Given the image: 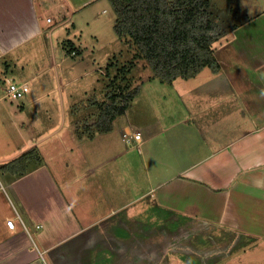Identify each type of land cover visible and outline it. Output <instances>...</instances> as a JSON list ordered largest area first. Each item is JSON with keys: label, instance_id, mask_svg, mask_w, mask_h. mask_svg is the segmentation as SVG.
<instances>
[{"label": "crops", "instance_id": "0c3cea01", "mask_svg": "<svg viewBox=\"0 0 264 264\" xmlns=\"http://www.w3.org/2000/svg\"><path fill=\"white\" fill-rule=\"evenodd\" d=\"M73 1L0 0V264H264V13L217 46L218 73L197 74L218 86L193 89V126L176 121L175 104L174 122L153 123L149 105L139 126L117 116L110 131L79 137L64 89L88 60L86 39L96 45L83 29L98 18H74L96 0ZM50 6L59 19L47 30ZM54 68L59 95H36ZM8 79L30 92L7 95ZM32 148L42 162L3 170Z\"/></svg>", "mask_w": 264, "mask_h": 264}, {"label": "rangeland", "instance_id": "374dc122", "mask_svg": "<svg viewBox=\"0 0 264 264\" xmlns=\"http://www.w3.org/2000/svg\"><path fill=\"white\" fill-rule=\"evenodd\" d=\"M79 1L80 0H74L73 3L79 4ZM49 11L51 12H47L43 17L44 23H46L44 28H47V30L58 25L56 20L59 19L58 16L52 14L54 12L51 6L49 7ZM257 13H264V0H212V5L209 8V19L213 21L218 29L217 32H219L218 39L215 42V49L218 45L230 39L239 25H242L248 18L255 16ZM80 17L98 18L95 23L85 26L83 29L85 36L90 33H95L98 36V40L95 41L96 45L94 44L96 49H93L95 46L92 45L91 40L86 39L89 46V48H85L89 56L87 58L88 60L84 62L85 66L78 68L79 71L76 75H71L73 77L80 75L75 78L77 82H74V84L70 85L67 89H64L65 96H71L73 98L72 104L69 102L65 104L70 112V118L68 120L74 121L72 116H75L77 121H81L80 125L85 128L87 123L84 122V119L87 118L85 119L86 121H93L96 118V111L99 109V104L102 102V105L105 106V102H110L112 97L111 94L115 96L119 95L121 98L125 93L141 85L140 94L134 98L135 100L128 108V112L118 117L117 122L119 126L122 127L125 123L139 126L143 121L146 122V120H144V109L149 105L152 106L151 111H149V118L153 123H156L157 120L165 122L166 124L174 122L175 118L170 114L172 111H170V109L173 104L179 106L175 111V113H177L176 121L179 122L180 120H184L188 126H193L195 122H197L198 117H194V113L189 116L191 109H188L189 105L187 103L193 99L192 96H194L195 91H199H193L194 88L206 87L203 83L213 79L207 75L204 77L202 74L203 72L205 74L207 71H212L210 67H205L201 70L203 72L191 79L179 77L173 87L170 83L154 76L153 69L148 60L137 52L135 45H130L117 36L114 29L117 16L110 0H96L94 3L80 8L74 18ZM47 18H50L52 22H49ZM263 20L264 19H261L260 22ZM112 38V41H106ZM250 43L249 41L246 42L244 46L246 50ZM92 50H94V54H92L91 57L90 54ZM113 56H115L119 62L114 59L112 60L111 58ZM43 57L45 58V55H43ZM109 57H111L110 64ZM90 60L95 62V64L90 62ZM94 67H98V71L92 70ZM122 67L123 69L125 68L123 71ZM56 71V68L48 70V72L42 73L37 79L36 82H44L48 85L47 87L43 85L45 87L43 89H37L36 95H59V91L56 89L58 84V81L55 79ZM123 72H126L127 75H124ZM151 76H153L154 79H152ZM202 78L204 81L201 82ZM206 83H210L209 86L211 87L218 86L215 80ZM201 84L203 85L198 86ZM173 89H177L180 95H177ZM18 99H20L19 101L22 100L21 98ZM193 101L196 103L197 99ZM75 104L79 107L78 111H73L72 105L74 106ZM92 104H95V106ZM55 107H58V105ZM189 117L191 118L188 122ZM159 124L160 123H158V125ZM120 128L119 130L116 129V133H112V136L114 139L120 140L121 142L122 131ZM77 129L76 127V133ZM37 161L38 160L35 159L32 162L33 164H31L35 166L38 163ZM0 174H2L1 171Z\"/></svg>", "mask_w": 264, "mask_h": 264}, {"label": "trees", "instance_id": "16d2710c", "mask_svg": "<svg viewBox=\"0 0 264 264\" xmlns=\"http://www.w3.org/2000/svg\"><path fill=\"white\" fill-rule=\"evenodd\" d=\"M110 2L116 11L114 29L117 36L136 46L137 52L148 60L157 78L172 84L179 77H195L205 67H210L215 73L222 69L215 55L219 32L209 19L212 0ZM113 59L119 62L116 57ZM124 69L122 67V71ZM139 92L138 87L121 98L111 94L110 102H105V106L102 102L99 104L93 121L84 120L87 123L85 128L79 124L78 136L82 137L85 133L93 136L110 131L115 118L126 112ZM33 159L39 163L43 161L37 148L24 151L19 157L7 161L2 168L11 173L24 174Z\"/></svg>", "mask_w": 264, "mask_h": 264}, {"label": "built area", "instance_id": "2783aa9c", "mask_svg": "<svg viewBox=\"0 0 264 264\" xmlns=\"http://www.w3.org/2000/svg\"><path fill=\"white\" fill-rule=\"evenodd\" d=\"M50 20V18L48 19ZM8 90L7 95L13 97V98H22L28 91H29V85L25 82L19 83L12 79H8ZM123 138L127 142H132L133 140L141 141V133L140 132H134L132 130H126L123 133ZM8 226L12 229H15L16 227V219L15 218H8L7 220Z\"/></svg>", "mask_w": 264, "mask_h": 264}]
</instances>
